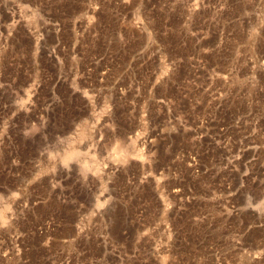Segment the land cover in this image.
<instances>
[{"label":"rangeland","instance_id":"1","mask_svg":"<svg viewBox=\"0 0 264 264\" xmlns=\"http://www.w3.org/2000/svg\"><path fill=\"white\" fill-rule=\"evenodd\" d=\"M0 264H264V0H0Z\"/></svg>","mask_w":264,"mask_h":264}]
</instances>
